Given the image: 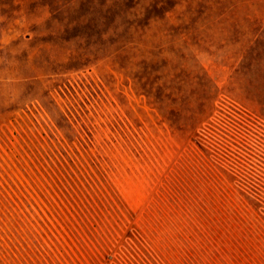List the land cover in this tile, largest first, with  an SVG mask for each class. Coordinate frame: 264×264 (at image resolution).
Here are the masks:
<instances>
[{"label":"rangeland","instance_id":"1","mask_svg":"<svg viewBox=\"0 0 264 264\" xmlns=\"http://www.w3.org/2000/svg\"><path fill=\"white\" fill-rule=\"evenodd\" d=\"M0 264H264V0H0Z\"/></svg>","mask_w":264,"mask_h":264}]
</instances>
